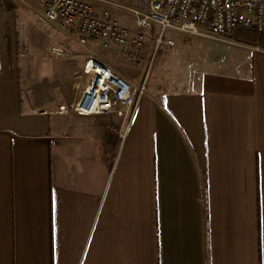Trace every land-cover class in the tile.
<instances>
[{"label": "crops", "instance_id": "crops-1", "mask_svg": "<svg viewBox=\"0 0 264 264\" xmlns=\"http://www.w3.org/2000/svg\"><path fill=\"white\" fill-rule=\"evenodd\" d=\"M31 19L0 0V264H264V49L204 40L141 94L114 66L135 107L82 116L52 95L86 58Z\"/></svg>", "mask_w": 264, "mask_h": 264}, {"label": "built area", "instance_id": "built-area-1", "mask_svg": "<svg viewBox=\"0 0 264 264\" xmlns=\"http://www.w3.org/2000/svg\"><path fill=\"white\" fill-rule=\"evenodd\" d=\"M113 10L130 12L135 30L121 26ZM35 18L40 25L53 26L72 37L81 47L92 41L104 47L141 50L150 37L155 52L159 46L174 47V40L165 39L166 31L222 42L230 41L237 28L262 35L264 0H38ZM65 51L52 47L50 53L61 58ZM83 72L89 80L73 106L76 114H120L135 107L139 94L106 64L87 57Z\"/></svg>", "mask_w": 264, "mask_h": 264}, {"label": "rangeland", "instance_id": "rangeland-1", "mask_svg": "<svg viewBox=\"0 0 264 264\" xmlns=\"http://www.w3.org/2000/svg\"><path fill=\"white\" fill-rule=\"evenodd\" d=\"M7 2H9L10 6L16 10L17 14L32 18L30 28L35 32L37 40L39 37L45 36L48 43L51 40L53 41V36L56 35V37L60 39V42L55 40L52 47L63 48L66 50L65 53H67V50L68 52H77L78 54L84 55V58H97L104 64L110 61L111 63H107L106 65L113 71H115L114 66H117V68L119 67L120 69H126L127 72L133 74V82L136 84L138 88L137 92L140 94L143 92H153V88L156 87L157 84L162 83V79L181 78L184 74L185 77H188V74L195 66V63L204 56L202 49L204 39L194 36H183L182 34L173 31H166L165 39L169 38L174 40V47L167 49L164 46H159L155 52L153 43L149 40L145 42V46H143L141 50L130 49L127 47L121 48L114 45L104 47L102 44L96 42H89L86 47H81L72 37L61 33L53 26L43 25L42 28L46 30H42L39 27L38 22H36L37 20H35V10L38 6V0H7ZM112 14L114 19L121 26L129 31L135 30V18L130 12L125 10H113ZM123 49H125V51ZM133 52L136 54V60L131 58ZM69 57L70 59L72 58L71 56ZM72 59L74 60V58ZM137 64H139V66H134ZM77 82L78 81L74 79L71 83L69 82L68 87L64 85L62 88L64 89L63 91H65V94L60 96L56 94L52 95V105L55 106V110L59 112H74V105L68 108L62 103L66 100H72L73 98L78 97L81 86L77 85L79 83ZM56 84L58 85V81H56ZM57 89L58 87L55 91ZM59 104H62L63 106H59Z\"/></svg>", "mask_w": 264, "mask_h": 264}, {"label": "trees", "instance_id": "trees-1", "mask_svg": "<svg viewBox=\"0 0 264 264\" xmlns=\"http://www.w3.org/2000/svg\"><path fill=\"white\" fill-rule=\"evenodd\" d=\"M232 39L237 43L259 46L264 49V34L258 35L252 29L237 28L232 35Z\"/></svg>", "mask_w": 264, "mask_h": 264}]
</instances>
